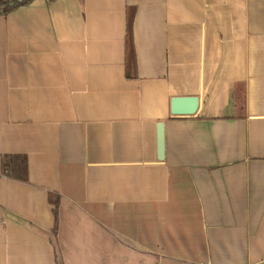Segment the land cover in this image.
<instances>
[{"label":"crops","instance_id":"crops-1","mask_svg":"<svg viewBox=\"0 0 264 264\" xmlns=\"http://www.w3.org/2000/svg\"><path fill=\"white\" fill-rule=\"evenodd\" d=\"M177 95L196 113L172 115ZM5 153L27 178L0 174V264H57L55 247L62 264H264V0L0 14Z\"/></svg>","mask_w":264,"mask_h":264},{"label":"trees","instance_id":"trees-1","mask_svg":"<svg viewBox=\"0 0 264 264\" xmlns=\"http://www.w3.org/2000/svg\"><path fill=\"white\" fill-rule=\"evenodd\" d=\"M31 0H0V14H6L9 11L27 4ZM133 9L131 8L129 12H127V65L135 64V57H134V46L132 42V22H133ZM126 76L131 77L130 69L126 68ZM1 171L0 174H5L20 180H26L27 178V157L24 153H5L1 156ZM50 201L54 204L53 213L55 217H57V203L58 199H52L51 194H49ZM56 228L57 223H55V226L51 230V240L55 243V237H56ZM55 253H56V263L62 264L59 253L57 248L55 247Z\"/></svg>","mask_w":264,"mask_h":264},{"label":"water","instance_id":"water-1","mask_svg":"<svg viewBox=\"0 0 264 264\" xmlns=\"http://www.w3.org/2000/svg\"><path fill=\"white\" fill-rule=\"evenodd\" d=\"M200 98L198 95H177L170 99V112L172 115H193L199 106ZM164 157V123H157V158L162 160Z\"/></svg>","mask_w":264,"mask_h":264},{"label":"built area","instance_id":"built-area-1","mask_svg":"<svg viewBox=\"0 0 264 264\" xmlns=\"http://www.w3.org/2000/svg\"><path fill=\"white\" fill-rule=\"evenodd\" d=\"M47 2H50V1H52V0H46Z\"/></svg>","mask_w":264,"mask_h":264}]
</instances>
